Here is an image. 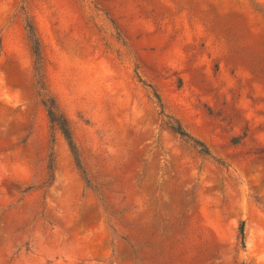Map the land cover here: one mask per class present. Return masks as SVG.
<instances>
[{"label": "rangeland", "instance_id": "obj_1", "mask_svg": "<svg viewBox=\"0 0 264 264\" xmlns=\"http://www.w3.org/2000/svg\"><path fill=\"white\" fill-rule=\"evenodd\" d=\"M0 264H264V0H0Z\"/></svg>", "mask_w": 264, "mask_h": 264}, {"label": "trees", "instance_id": "obj_2", "mask_svg": "<svg viewBox=\"0 0 264 264\" xmlns=\"http://www.w3.org/2000/svg\"><path fill=\"white\" fill-rule=\"evenodd\" d=\"M26 31L28 34L29 41L31 43L32 52H33L35 60H36L35 61L36 62V71L40 75L41 58H40V47H39V41L37 38V34H36L34 27L29 22L26 23ZM39 83L42 84L41 82H39ZM42 104L46 110V113H47V116L49 118V122H50L51 126L53 128H55L56 130H58L62 134V136L66 139L71 151L74 152V145H73L72 137L70 134L69 126H68L66 120L64 119V117L58 112V110L54 104V101L50 98H45L42 101ZM171 129L175 134H177L181 137H186L184 132H182V130L179 126L172 127ZM195 145L198 147H202L198 143H195ZM202 151L204 152L205 150H202ZM238 234H239V240H240L241 247L244 248L245 235H244V226L243 225H240L239 230H238Z\"/></svg>", "mask_w": 264, "mask_h": 264}]
</instances>
